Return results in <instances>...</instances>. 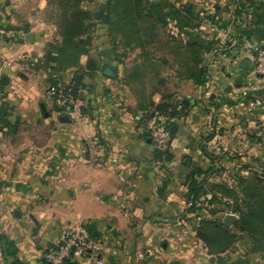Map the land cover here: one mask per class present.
I'll return each instance as SVG.
<instances>
[{
  "label": "crops",
  "instance_id": "crops-1",
  "mask_svg": "<svg viewBox=\"0 0 264 264\" xmlns=\"http://www.w3.org/2000/svg\"><path fill=\"white\" fill-rule=\"evenodd\" d=\"M187 1L198 17L187 25V40L203 46L206 80L187 77L186 96L176 98L177 103L188 99L187 138L179 147L174 141L173 158L160 162L107 36L88 35V46L91 54L102 52L103 69L116 67L118 77L103 70L93 78L82 74L78 88L93 109L74 121L49 107L47 72L20 58L22 53L43 57L56 27L32 16L17 18L14 2L0 0V78L9 79L0 84V228L20 260L46 264L47 246L68 227L84 225L95 238L96 257L68 264H264V253H252L248 238L211 253L196 231L202 216L182 219L185 173L212 166L209 154L227 169L211 174V180L257 170L264 176V77L254 72L246 49L264 47V22L253 24L246 10L236 16L238 0ZM39 5L44 9L46 1ZM88 58L83 55L81 64ZM75 72L66 70L62 80L75 83ZM173 131L174 138L182 134L177 124ZM176 160L187 167L174 174ZM231 215L239 217L238 211ZM0 264H6L1 241Z\"/></svg>",
  "mask_w": 264,
  "mask_h": 264
},
{
  "label": "trees",
  "instance_id": "trees-1",
  "mask_svg": "<svg viewBox=\"0 0 264 264\" xmlns=\"http://www.w3.org/2000/svg\"><path fill=\"white\" fill-rule=\"evenodd\" d=\"M96 0H48L49 13L52 14V23L56 27V38L49 42L43 57L38 58L33 68L47 72L50 84H57L62 78V73L70 68H75V73L89 77L97 76L103 70V54H91L92 46H88L82 38L88 35L107 36L113 51L118 54L120 48L125 51L140 49L141 62L127 67L120 58L124 67L121 81L135 94L139 109L144 112L141 122L145 125V135L148 121L156 114L161 113L169 118H177L187 114V106L174 101V94H164L163 84L165 78L161 76L148 46L160 34L157 32L161 23H167L157 10H162L169 15L187 20V25L194 23L198 18L193 7L176 8L171 0H107L104 15L96 20L88 5ZM249 2V3H248ZM252 14L253 24L264 22V0H238L234 4L235 15L243 11ZM182 12L186 13L182 15ZM196 18V19H195ZM106 22L105 31H98V22ZM167 49L168 54L174 57L173 64L184 71L186 77L201 78L205 83L207 68L205 66L204 49L198 41H188L183 37H167L161 41V46ZM89 55L85 65L81 64V57ZM124 56V55H123ZM163 63H171L167 58ZM158 78L152 85V91L146 89L148 77ZM73 94L80 96L79 88L71 82ZM161 94V100L155 102L154 94ZM84 112L87 114L93 109L90 98L84 99ZM55 111L61 108L54 105ZM176 124H171L173 128ZM173 137L176 132L172 131ZM155 156L160 162H168L173 158L169 148L155 149ZM213 165L208 169L194 166L185 173L184 199L187 206V218L190 213L201 215L196 227L198 237L208 246L211 253H223L233 247L243 238L251 241L252 253H264V176L257 170L251 176L234 174L233 179L228 175L225 180L215 181L209 176L216 171L224 172L226 167L221 164L216 166L219 159L214 153L209 154ZM183 166L187 167L185 162ZM163 166V165H162ZM228 199V200H227ZM231 200V202H229ZM238 211V219L231 225L224 224V214ZM208 215L215 216V219ZM238 230L240 234L236 233ZM91 232V231H90ZM91 235L93 236L92 232ZM94 238V236H93ZM95 239V238H94ZM0 241L6 264H28L20 260L12 252L14 243L5 233H0ZM69 263H72L71 261ZM68 264V263H65Z\"/></svg>",
  "mask_w": 264,
  "mask_h": 264
},
{
  "label": "built area",
  "instance_id": "built-area-1",
  "mask_svg": "<svg viewBox=\"0 0 264 264\" xmlns=\"http://www.w3.org/2000/svg\"><path fill=\"white\" fill-rule=\"evenodd\" d=\"M246 49L251 54L254 72L264 77V47L247 44ZM20 58L33 66L40 57L22 53ZM70 85L71 83L61 79L57 84H50L47 87L45 96L51 109L56 105L61 108L60 112L70 119L82 120L85 117L83 110L85 101L73 94ZM258 104L261 102L258 101ZM169 121V117L156 114L148 123L149 137L158 149H166L173 144V128L170 127ZM189 205L191 202L187 203V206ZM231 213H225L223 219ZM96 254V242L89 229L84 225H76L68 227L59 240L49 244L43 252L42 259L46 264H65L83 257H96Z\"/></svg>",
  "mask_w": 264,
  "mask_h": 264
},
{
  "label": "rangeland",
  "instance_id": "rangeland-1",
  "mask_svg": "<svg viewBox=\"0 0 264 264\" xmlns=\"http://www.w3.org/2000/svg\"><path fill=\"white\" fill-rule=\"evenodd\" d=\"M41 1L43 0H12V2H14V6H13L14 13L13 14L16 15L17 18H19V16H27V19H28L30 16H32V18L35 17L34 19L38 18V19L43 20L45 23H49L50 25H53L52 18H51L52 14L49 13L51 9L48 6V0H45L46 7H44V9L42 10L39 5ZM171 1L175 4L176 8H183V7L187 8V4H189L187 3L188 2L187 0H171ZM106 2L107 0H96L94 3L88 5L89 8L92 10L94 17L96 13L98 12V10L102 6L103 7L105 6ZM157 11L163 16V18L167 21V23H164V24L161 23L159 25L157 32L160 35L154 39L153 44L148 46V50L150 53H152V56L154 57L156 63H158V68L161 69L162 78H165V84H163L162 86L164 94H169V93L174 94V101L176 102L177 97L179 96L184 97V95L186 96L187 94V77L184 75V71H182V69H179L178 66L173 64L174 57L168 54L166 48L160 47V46H161V41H165L167 37L169 36L183 37L187 39V20H184L182 18L183 16L177 17V16L169 15L168 13L162 10H157ZM103 15H104V10H103L102 16ZM182 15L186 16V13L182 12ZM102 21H103L102 23L98 22L99 25H97L98 31H101V32L105 31L106 29V22L104 19ZM21 22H26V21L22 20ZM140 54H141L140 49L125 51L123 48H120L118 52V55L120 56L119 61H120V58L121 59L123 58V62L127 64L126 66L131 67L137 62H141L142 59L140 58ZM163 58H167L169 62L171 63H163L161 61ZM31 68H33V66H31ZM157 80L158 78L157 77L154 78L152 77V75H150V77L147 78L146 89L148 92L152 91L153 89L152 85ZM153 98L155 102H159L161 100V94L159 93L154 94ZM156 114L167 116L161 113H156ZM169 122L171 124L172 123L177 124L181 130L182 134L180 135L181 137L179 136L180 138L173 137V143L174 141H176V145L177 147H179L183 143V139L185 140L187 138V114H184L177 118H170ZM148 123H147V126H148ZM185 156H187V153L186 155L185 154L179 155L180 158L185 157ZM175 162L176 164L173 165L174 168L172 169L174 170V174L177 173L179 169H182L184 167L182 166V161L176 160ZM186 171H187V168H184L183 175ZM169 172L171 171L167 169V174H169ZM182 182L183 181H181V183ZM1 232L3 233V230L0 228V233Z\"/></svg>",
  "mask_w": 264,
  "mask_h": 264
},
{
  "label": "water",
  "instance_id": "water-1",
  "mask_svg": "<svg viewBox=\"0 0 264 264\" xmlns=\"http://www.w3.org/2000/svg\"><path fill=\"white\" fill-rule=\"evenodd\" d=\"M103 10H104V7L102 6L98 10V12L96 13V15H95V18L96 19H99L102 16ZM25 38H26V40L28 42H30V41H32L33 34L31 32H28L26 34ZM82 41L84 43H86L87 45H90L91 44V36H87V38L82 39ZM248 64H249V60L246 59L244 61V63H243V66H247ZM252 65L254 66V64H252ZM103 74H105L106 76L111 77V78H117L118 77V69L116 67H114V66L106 65L104 67V69H103ZM82 78H83V75L82 74H77L76 75V77H75V85L77 87H83V85H82ZM8 81H9V79L5 75L0 78V84L6 85V84H8ZM83 93H84L83 90L80 91V97H82V98L84 97V94ZM182 103L187 106L188 99L185 98L182 101ZM186 161H187V159H186ZM234 222H235V216L234 215L229 214V215H227L224 218V224L227 225V226H231ZM91 228H92V226H91ZM14 251H15V247L12 248V252H14Z\"/></svg>",
  "mask_w": 264,
  "mask_h": 264
}]
</instances>
